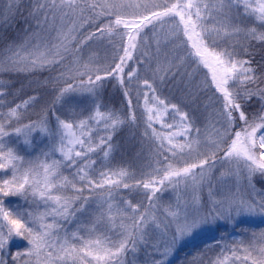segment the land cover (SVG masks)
<instances>
[{
	"label": "snow or ice",
	"instance_id": "obj_1",
	"mask_svg": "<svg viewBox=\"0 0 264 264\" xmlns=\"http://www.w3.org/2000/svg\"><path fill=\"white\" fill-rule=\"evenodd\" d=\"M18 12L10 2L0 18ZM29 16L35 24L21 41L0 44V72L46 71L35 86L60 87L50 100L37 94L14 104L11 84L0 85V108H7L0 111V170H11L0 181V264H129L128 254L135 258L141 250L147 264H167L201 232L221 224L246 232L245 218H264V55L256 59L264 52V0H35ZM94 46L104 50L102 62L92 55L84 60ZM113 81L122 111L101 103L105 83ZM169 84L179 86L194 106L190 112L158 95ZM133 93L145 102L139 117ZM37 105V119L21 123ZM170 112L178 121L168 122ZM141 120L155 164L139 175L102 161L97 166L92 154L107 158L115 134ZM101 123L105 134L93 137ZM36 132L49 141L47 150L26 159L19 144H31ZM122 189L142 195L148 207ZM168 191L175 199L165 203ZM9 196L24 205L9 207ZM81 215L88 224L69 229ZM102 223L108 234L93 238ZM19 241L26 243L13 251ZM216 243L220 254L207 264H264V230L247 241Z\"/></svg>",
	"mask_w": 264,
	"mask_h": 264
},
{
	"label": "rangeland",
	"instance_id": "obj_2",
	"mask_svg": "<svg viewBox=\"0 0 264 264\" xmlns=\"http://www.w3.org/2000/svg\"><path fill=\"white\" fill-rule=\"evenodd\" d=\"M10 2H14L19 5V10H20L19 12H22L23 9L27 12L26 13L27 19L24 21L23 28L19 32L21 36V39H20L21 41L24 38L25 29H28L29 25L34 26L35 24V21L32 20V18L29 16V12L33 8L35 4V0H0V11L2 12ZM161 38L166 39V36L162 33ZM94 48H96V46H94ZM89 55H92L94 58L102 62L105 56V52L102 48H96L95 51L86 52L84 54V60H87ZM203 71L207 72V69H204ZM49 75L50 74L46 71L37 72L34 74H26V73L8 74V73L0 72V85L11 84V87L8 89V91L14 98L21 97L24 95L23 100H27L30 96L37 95V94H43L45 100H50L52 97L49 95V93H51L53 89H51L50 87H48L46 90L40 88V91H39L37 87L35 86V84L33 83V81L44 79L45 77H48ZM140 75L142 77L146 75L151 76V73H145L144 71H141ZM29 84H31L32 86L29 87ZM22 85L24 86L23 91L17 93V89H20ZM114 85H115L114 81L111 83H108V82L105 83V87L101 94V103L109 109H116L118 111H122L124 108L125 101L121 95V92ZM149 95L151 96V93H149ZM158 95L162 96L166 100V102L177 103L179 105H186V107L184 108L185 111L190 112L192 108L194 107L187 100L185 95L179 90L178 85L174 87L173 85L169 84L166 87H162L160 88ZM26 96L28 97L26 98ZM133 101H134V106H135V112L137 116L139 117L144 110V103H145L144 99L143 97H141L139 101H137L136 94L133 93ZM205 103H206V98H203V97L197 101V104L200 107V112L203 111ZM153 104H155V101L150 99L149 106H152ZM39 107H40L39 105H37L35 108L29 107L25 111L28 112V115L31 118H33V120H35L37 119V113L39 112ZM0 111L6 112L7 108H0ZM208 111L210 113L211 109L209 108ZM200 112H197L198 116H200ZM87 115L88 113L85 111L80 118L81 119L86 118ZM167 119H168V122H176L178 121L179 118L175 116V113L170 112V115L167 117ZM102 123L101 125H96L93 127L92 129L93 137L102 136L105 134ZM204 123L205 121H204L203 116H200V124L202 128H203ZM156 128L157 130H161L159 124L156 125ZM163 131L167 132L169 130L163 129ZM143 132H144V126H143L142 120H141L139 127L130 128L128 125L123 126L113 137L114 148L109 153V156L107 158L103 156L102 152H97V153L92 154L93 158L97 160V166H101V161H102L104 165H107L114 170L120 169L121 167H123V168H128L131 171L137 173V175H139L140 169H147L150 163L154 165L155 159H154L153 153L149 150V144L151 142L146 137L143 136ZM209 132H211L210 128H209ZM7 139L10 142H13L15 140L14 137H10ZM29 139L33 141L31 144L26 146L21 142L19 144V149H18L19 154L21 155H25V153H27V155L25 156L26 159H34L35 156L39 155L42 150H47L45 148V145H48L49 141L47 140L46 137L41 136L39 132L33 133L32 136L29 137ZM56 158H59V154H56ZM220 171H222V169L217 168L216 170H214L213 179H216L217 177H219ZM10 178H11L10 169L7 171L0 170V181H2L3 179H10ZM121 191L122 193L126 195V198L130 199L133 203H138V195L135 191L128 192L127 190H123V189ZM142 192H143V189H141V193ZM190 196H191L190 193H183L184 198L190 199ZM4 199H5L6 205H8L9 207H16L18 203L21 205H24V201L18 196H9ZM91 199L98 200V199H101V197L97 195V196L91 197ZM174 199H175V196L173 195L171 191L165 192L163 195V201L165 203H167L169 200H174ZM139 200H142L143 204L146 201L144 198H141V196ZM25 207H27V205H25ZM95 207H96L95 204H90V210L94 209ZM40 211H43V208H41ZM157 214L160 215L161 218H163L162 210H159ZM243 222H248L254 226L263 225L264 218L260 216L245 218ZM84 224H88V215H81L79 223L74 221L72 224L67 225V227L71 229L72 231H76L78 228L81 227V225H84ZM88 226L91 227L90 224ZM220 228H222L223 231H225V237L227 239L233 241L238 238V235H236V233L233 231V227L231 225L221 224ZM219 231H220L219 228L217 229L213 227L210 230L201 232L199 235H197L193 239L185 240L177 248L174 254L178 250H180L181 248L187 245L192 246L195 244H202L205 242H210L211 240L215 239L218 236ZM105 234H108V229L102 223L98 226L97 230L94 233L93 238H95L96 235H99L101 238H103ZM20 243L21 241L15 243L14 245H20ZM140 254L141 253H138L135 256V258H133L132 254L130 255L132 264L133 262L134 264H138V255ZM174 254H172L168 258L167 261H170L171 259H173Z\"/></svg>",
	"mask_w": 264,
	"mask_h": 264
},
{
	"label": "trees",
	"instance_id": "obj_3",
	"mask_svg": "<svg viewBox=\"0 0 264 264\" xmlns=\"http://www.w3.org/2000/svg\"><path fill=\"white\" fill-rule=\"evenodd\" d=\"M20 11V10H19ZM1 12V11H0ZM27 12L23 9L22 12L17 13L12 20H5L3 18H0V44L6 43L8 41H20V31L23 28L24 21L27 19ZM257 48L259 49L260 46L257 45ZM261 55H264V52L258 51L256 54V59L259 60L261 58ZM51 89L53 88H59L60 85H50ZM40 91V88H37ZM32 94V93H30ZM23 96L14 98L11 94L8 95V102L10 103H19L23 100ZM28 96H26L27 98ZM12 98V99H10ZM28 115V112H27ZM29 117V118H28ZM28 115L25 117L24 121L21 123H29L28 121L33 120V118ZM65 175H68V171L64 172ZM141 191V190H140ZM87 192V191H86ZM84 193L85 196L88 195V193ZM143 198L142 195H138V203H140L142 200H139ZM205 199H206V191H205ZM148 201L146 200L143 204V207H148ZM240 228L247 229L248 231L242 232L239 228H234L233 231L238 235V238H243L245 241L249 240L251 238L252 231H262L264 230V224L263 225H257L254 226L248 222H242L240 225ZM219 233L218 236L211 240L210 242H205L202 244H195V245H187L180 250H178L175 254L173 259L170 261H167V264H201V261H204V264H207V260L209 258L215 259L220 254V246L216 243V241H219L223 239V241L226 244L231 245L232 241L227 239L225 237V231H223L222 228L219 227ZM26 242L21 241L20 245H13L12 249L15 251L18 247L22 248ZM141 254L138 255V264H147L146 257L144 255V252L141 250ZM131 253L128 254V261L129 264H132ZM89 259V258H88ZM92 264H95V261L92 262Z\"/></svg>",
	"mask_w": 264,
	"mask_h": 264
}]
</instances>
